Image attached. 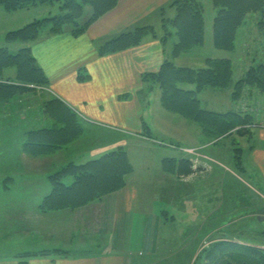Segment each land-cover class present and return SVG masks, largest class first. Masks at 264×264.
<instances>
[{"label":"crops","instance_id":"obj_1","mask_svg":"<svg viewBox=\"0 0 264 264\" xmlns=\"http://www.w3.org/2000/svg\"><path fill=\"white\" fill-rule=\"evenodd\" d=\"M175 1L119 0L111 11L93 22L78 37L67 28L62 34H43L39 39L29 41L31 44L28 48H31L37 64L48 79L51 98L46 100L44 106L40 104L37 112L28 114L30 132L26 135L35 137L36 132L41 130L35 142L41 141L43 145L33 144V149L27 153L31 159L43 157L44 162H26V170L24 166H20L11 174L12 184L21 192L22 197H18V200H26L25 196H28L37 203L26 207L30 218L26 237L12 234L8 241L4 240L6 237H0L3 239L0 241V264L181 263L178 252L175 255L172 252L165 258L159 253V249L166 246L161 230L166 225L163 213L174 217L173 223L177 216H191L197 207L208 212L206 216L214 208L210 205L211 198L208 200L206 194L203 195V206L197 205L191 196L188 198H191L189 205H180L179 192H173V189L170 192L169 184L178 185L183 178L194 186L196 181H211L218 175L225 179L228 168L216 149L208 147L215 140L211 132H205L198 122L187 116L167 110L162 104L160 86L152 81H145L144 76L157 74L166 61L173 62L177 67L205 68L211 59H229L214 57L217 56L216 51L237 52V48L228 51L216 47L217 7L214 0H211L213 10L211 17H208L206 0H202L205 16L204 42L177 53L182 33L181 27L173 22L177 15V8L173 6ZM56 2L61 7V0ZM137 27H151L154 32L139 46L100 56L98 48L102 43ZM246 30L244 25L240 32ZM208 49H213L215 53H208ZM8 74L10 76L5 78L10 79L9 84L16 85L14 80L17 70H6L5 75ZM182 87L189 90L195 88L194 85L184 84ZM207 89L226 91L225 105L229 101L227 112L238 111L239 102L233 101L232 89ZM207 89L198 94L202 107L205 105L201 96ZM34 105L38 104L34 102ZM49 107L51 111L48 110ZM176 125L180 128H176L177 131L164 128H174ZM208 129L211 130V126ZM249 138L256 141L249 148V161L257 165L256 173L264 184V128L251 131ZM167 143L176 144L177 148H169ZM119 148L125 150L133 168L125 176L126 185L122 189L75 208L67 207L58 211H44L40 208L52 193L51 176L70 163L82 165ZM195 148L203 150L210 158L219 162L212 164L210 173L203 176L196 172L186 173L190 159L182 151ZM240 149L243 154L244 150ZM144 151L158 154V174L162 176L157 178L158 174L153 175L151 164L142 163L139 167V162L133 160V153ZM166 159L176 161V168L170 169L171 172L164 169ZM243 160L242 155V165ZM181 164L186 165L182 167V173L179 170ZM171 166L175 165L171 163ZM148 176L150 177L147 179ZM157 179H161V182ZM158 188L162 192H158ZM220 196L224 201L225 195ZM219 204L216 209L221 208L222 203ZM182 206L191 215H180L179 209ZM192 223L190 221L189 224ZM16 227L15 233L24 229L19 223ZM82 248H96L101 252L81 256H35L25 259L18 256L26 252Z\"/></svg>","mask_w":264,"mask_h":264},{"label":"rangeland","instance_id":"obj_2","mask_svg":"<svg viewBox=\"0 0 264 264\" xmlns=\"http://www.w3.org/2000/svg\"><path fill=\"white\" fill-rule=\"evenodd\" d=\"M200 1L202 2V0ZM210 2L211 0L205 1V5L207 4L206 12L208 17H211L213 10ZM178 11L179 9H177V13ZM93 12V7L86 6L85 13L80 23L83 24L86 22L92 16ZM60 13H62V11L56 0L31 5L14 12H8L0 6V48H7L11 53H17L20 49L28 47L29 44H31L30 42L8 41V33L24 28L34 21L53 17ZM258 15L259 18L256 17ZM262 17L261 13L248 17L247 20L249 22L246 21L248 23L245 24L247 30L240 32L237 41L236 50L238 53L236 51H216L218 53L217 56L214 57L222 56L234 61L236 79H239L245 74L249 66L248 61L253 62V59H255L254 63H258L262 60V55L260 53V51L264 49V35L262 36L261 34L264 32V21L263 23L260 21ZM68 27L72 28V26ZM210 29L211 27L209 30ZM42 34L46 36L48 34L47 30L43 31ZM258 40L262 41L259 42ZM210 43H212V41H210ZM212 50L210 51L208 49L207 52L212 54L214 52V50ZM240 53H243V55L241 56ZM9 69L11 70L12 68H7L0 74V85L2 83L7 84L4 79L5 76H10V74L5 75L6 70ZM10 72H13V70ZM25 87L28 88L26 85ZM50 92L49 87L32 86L31 90L25 89L24 91L18 90L17 88H12L11 90L0 87V237H6L4 238L6 241H8V238H10L12 234H18V237L27 236L26 227L29 226L30 218L26 207L31 206L33 203H37L34 202L35 199L28 196H25L26 200L19 201L18 197H22L20 196L21 192L16 185L14 186V184H12L10 178L11 174L18 167L24 166V170H26L27 164L24 165L26 162H44L43 157L31 159V157L28 156L27 152L33 148L32 145L30 146L28 143L30 136L26 135L30 132L27 118L29 113L31 114L33 111H38V108H40L38 106L40 104V106H44V103L47 102L46 100L51 98L49 96V94H51ZM244 95L241 98V103L239 101L237 104V106L239 105L238 110L251 111V108L258 110L259 119L256 122L257 124L254 123L241 128L243 129L241 131L244 133L243 138L235 134L234 137L224 139L219 144H215L217 140H214L213 143L208 146L214 147L213 149H216L222 157L225 167L228 168L227 177L223 179L218 175L211 181H205L203 179L196 181L194 183L196 184L195 186L187 183V179L185 178L181 179V183L178 185L173 183L169 184L170 192L171 189H173V192H175V190L179 192L180 205H189L191 198L189 200L188 198L191 196L192 199L194 197L196 203H198L197 205L203 206L205 203L203 201V195L206 194L208 200L211 198L210 205L214 209L211 211L210 215L206 216L209 213L204 212L202 207L201 209L197 207L192 211L191 215L189 213L190 211L183 209L182 206L179 209L180 215L188 213L191 216H177L176 222L173 223L172 220L175 218L164 212L163 219L166 225L162 226L161 230H163V241L166 246L159 249V253L163 258H165V256H170L169 254L172 252L174 253L173 255H175V252H179L178 254L183 253L185 258L186 253L188 254L187 258L189 262L184 261V264H212V261L206 260L207 251L216 244L222 242L249 246L264 252V184L261 182L259 174L256 173L257 165L249 161V148L256 143V141H252V139L249 138L251 131H254L256 128H264V94H260L258 91L253 90L252 92H245ZM201 97L204 100V109L217 113H227L228 109L226 107L229 106V101L227 105H225V101H227L226 91H213L207 89ZM245 97L247 100H244ZM12 98L13 101H11ZM34 102L38 105H34ZM48 110L51 111V107H49ZM157 111L162 112L163 110ZM157 120L161 121L160 119ZM48 121L51 122L50 120ZM164 128L170 131H177L176 128L178 130L180 129L179 126L174 128L166 126ZM38 146H41V144ZM233 148H242L244 152L243 154L242 151L241 154L237 153V151H233ZM195 149L198 151L192 154L182 151L187 154L190 159L187 163L188 171L186 173L196 172L201 176L210 173L213 166L212 164H219V162L210 158L203 150H199V148ZM16 150H18V152H16ZM242 155L244 158L243 165L241 163ZM133 160L137 163L139 162V167L140 165L142 166V163L151 164L153 167V175L160 173L159 164H157L158 154L156 152L144 151V153H133ZM183 166L186 165L181 164L179 168L181 173ZM165 167V171L169 172ZM243 168L247 171L245 172ZM143 171H141V173H143ZM160 175L161 174H158L157 178ZM149 177L150 176H148L147 179ZM72 181L73 178L71 177L65 178L66 184H70ZM157 181L160 183L161 179H157ZM155 183L157 184L156 181ZM153 187L155 188V184H153ZM157 187L159 186L157 185ZM158 192H162V190L158 188ZM193 194L197 196H193ZM222 194L223 196L225 195L224 201L220 196ZM219 203H222V206L216 209V206L220 205ZM18 204L20 206L17 207ZM65 208L67 207L57 208L53 211ZM182 209L183 211H181ZM194 214L196 216L193 217ZM190 221L193 223L189 224ZM17 223H19L21 228L24 227L20 233H15ZM2 228L7 232H4ZM1 240L3 239L0 238V241ZM90 241L93 240L90 239ZM82 249H60L63 251V254L62 252L58 254L52 253L50 256L59 257L65 256L66 254L68 256H81L101 252V250L97 251L96 248ZM20 254H18V256ZM22 259H25V257H22ZM180 260L182 261L181 258Z\"/></svg>","mask_w":264,"mask_h":264},{"label":"trees","instance_id":"obj_3","mask_svg":"<svg viewBox=\"0 0 264 264\" xmlns=\"http://www.w3.org/2000/svg\"><path fill=\"white\" fill-rule=\"evenodd\" d=\"M46 1L48 0H0V6L8 12H14ZM118 1L61 0L62 13L34 21L24 28L12 31L8 33L7 39L8 41H35L43 35L45 30L48 34L57 35L64 33L69 28L68 26H72V28L70 27L72 34L78 37L93 22L112 10ZM214 4L217 7L215 45L218 48L228 51H234L237 48L240 29L246 24L248 17L261 13L263 17L260 18V21L261 23L264 21V0H214ZM86 6L93 7L94 12L86 22L81 24L80 20L85 13ZM173 6L179 9L173 22L181 27L180 32L182 33V39L177 50L175 49L176 52H182L191 46L202 45L205 28L203 3L200 0H176L173 2ZM256 17L259 18V15ZM153 32L151 27H137L124 32L102 43L98 48L99 54L106 56L139 46ZM261 34L263 36L264 32ZM260 53L262 60L254 63L255 59H253V63L249 64L245 74L239 79L235 78L236 70L232 60L211 59L205 68L198 69L177 67L173 62L166 61L157 74H147L144 76V80L152 81L160 86L162 104L167 110L185 115L198 122L205 132H211L213 139L217 140V144L234 133L244 136L241 128L256 123L259 119V112L253 108L251 111L212 112L202 107L198 94L207 88L232 89L234 102L241 101L244 93L248 91L256 90L258 93L264 94V49ZM7 68L17 70L14 80L17 84L11 86L10 79L5 78L7 84L2 83L0 87L5 89L13 87L22 91L31 90L32 86L48 87V79L37 64L31 48H23L17 53H11L7 48H0V74ZM183 84L194 85L195 88L184 89ZM244 100L247 98L245 97ZM209 126H211V130L208 129ZM40 131L36 133L38 134ZM36 136L29 137V145H43L41 141L35 142L38 140ZM169 145L176 144L169 143ZM234 150L241 154V149L235 148ZM171 163L175 166H171ZM165 166L171 172L170 169L176 168V161L166 159ZM132 170L127 153L122 148L82 165L70 163L51 176L52 193L43 201L40 208L44 211L62 207L75 208L100 199L104 195L122 189L126 185L125 176ZM67 177L73 178L70 184L65 182ZM61 252L63 254L60 249L38 253L26 252L20 254L19 258L50 256L52 253ZM187 256V253L186 258L183 253L179 254L182 259L181 264H184V261L189 262ZM206 260L212 261V264H264V252L249 246L222 242L207 251ZM22 264H26V262Z\"/></svg>","mask_w":264,"mask_h":264},{"label":"built area","instance_id":"obj_4","mask_svg":"<svg viewBox=\"0 0 264 264\" xmlns=\"http://www.w3.org/2000/svg\"><path fill=\"white\" fill-rule=\"evenodd\" d=\"M167 146L170 148H177V146H175V145H169V144H167ZM183 151H185V152H188V153H190V154H192V153H194V152H197L198 150L197 149H184ZM201 163V162H200Z\"/></svg>","mask_w":264,"mask_h":264}]
</instances>
